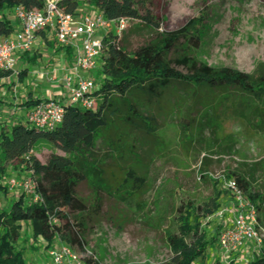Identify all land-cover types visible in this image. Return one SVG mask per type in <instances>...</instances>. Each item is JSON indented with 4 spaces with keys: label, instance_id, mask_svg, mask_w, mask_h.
<instances>
[{
    "label": "trees",
    "instance_id": "trees-1",
    "mask_svg": "<svg viewBox=\"0 0 264 264\" xmlns=\"http://www.w3.org/2000/svg\"><path fill=\"white\" fill-rule=\"evenodd\" d=\"M145 3L146 0H60L68 14H77L83 6L94 8L109 21L119 18L138 21L153 36L128 52L122 36L108 34L103 39L100 67L93 78L95 89L91 96L95 107L86 109L69 101L62 103L63 119L54 130L37 129L17 113L44 100L33 97L32 92L21 100L18 109L10 110L11 114L17 111V116L13 118L9 114L11 122H5L0 128V198L9 195L4 179L10 176L11 168L23 176L16 178L34 181L38 200L33 201L21 192L8 202L7 209L0 207V264H28L25 250L18 247L26 222L32 239L43 240L46 248L60 240L73 250L78 246L84 254L86 248L75 225L84 226L101 216L102 195L116 197L130 205V199L146 189V178L138 173L137 165L147 168L153 161L149 163L148 156H165L161 150H155V146L162 140L158 133L167 116L180 125L181 133L189 139L195 162L200 161L203 135L207 131L211 135L208 146L214 148L212 155H236L235 134L216 136L229 116L239 119L254 132L264 133V64L257 65L248 74L198 61L194 52L201 45L204 16L192 17L174 31H162L154 18L140 11ZM43 4L44 0H0V39L14 31L5 12L17 7L41 9ZM37 36L44 43L51 38L48 30L38 32ZM55 51L71 55V49L59 45ZM22 58L30 65H38L40 54L32 57L23 54ZM173 64L186 72L177 70ZM26 73L27 69L19 71L17 83L23 82ZM12 75L13 71H0V80ZM4 85L10 88V84ZM1 102L2 99L0 107L5 106ZM193 132L196 133L194 138ZM41 141L51 142L63 154L51 153L41 162L34 154L35 145ZM211 162L202 157V173ZM261 171L264 172L263 160L252 164L243 162L228 169L226 174L237 182L257 211L263 198L252 192V183ZM200 179L209 180L203 174ZM81 183H87L91 189L90 203L77 194ZM219 198L217 192L198 206L187 201L176 208V221L165 236L172 252L165 264H197L204 257L217 235L208 238L206 229L199 224L193 228L189 212L195 209L202 218L210 217L220 208ZM137 205L139 209L142 207ZM160 219L167 223L165 216ZM84 260L87 264H98L92 254L85 255ZM213 264L237 263L217 259ZM243 264H264V247L260 255L252 256Z\"/></svg>",
    "mask_w": 264,
    "mask_h": 264
},
{
    "label": "rangeland",
    "instance_id": "rangeland-1",
    "mask_svg": "<svg viewBox=\"0 0 264 264\" xmlns=\"http://www.w3.org/2000/svg\"><path fill=\"white\" fill-rule=\"evenodd\" d=\"M86 9L87 12L88 8ZM140 11L154 18L162 31L169 32L178 29L192 17L204 16L201 45L194 52V56L198 61L211 67H229L250 74L257 65L264 64V0H146V3L140 6ZM152 36L150 30L143 27L140 22L131 21L122 34V43L128 52H132L148 42ZM47 41L54 43L51 38L46 39V43ZM39 50L47 53L45 46L40 47L35 53ZM42 53L40 54L42 59L37 63L41 69L36 67L29 69L34 73L29 77L25 75V86L17 85L19 83L16 79L10 83V88L6 92L11 91L17 96L8 95L5 98L2 94L0 97L3 101L1 104L6 108L12 106L18 109L21 100L31 89L37 98L44 99L50 96L46 93L50 88L51 74L45 73L47 66ZM173 66L179 71L186 72L175 64ZM71 67L70 59L65 68L66 72ZM16 69L19 70L20 66L17 65ZM98 70L99 66L87 75L94 78ZM56 75L58 77V74ZM55 85L62 87L60 82H55ZM16 112L10 113V116L16 117ZM158 134L162 140L155 146V150H161L165 156L159 154L148 156L146 160L149 163L153 161L147 168L137 165L138 173L146 178V189L134 195L130 199V205L116 197L102 195L101 216L89 220L84 226L75 225L87 252L94 256L98 264H165L172 256L165 236L172 222L176 221L174 215L176 208L187 201L198 206L219 192L220 208L212 216L202 218L195 209L189 212V223L193 228L199 224L206 229L208 238L215 237L224 224L229 225L231 221L229 215L219 214L228 208L232 201L231 192L226 186L229 179L226 176L228 169H234L243 162L252 164L264 161V133L246 128L239 119L232 116L225 119L216 136L221 138L226 134H235L238 142L236 155H212L214 148L208 146L211 135L207 131L203 135L200 161L204 157L212 162L204 173L200 170V161L193 160L188 138L181 133L177 122L170 121L167 116ZM195 134L193 132V138ZM51 153L63 154L48 141H41L34 147V154L41 162H45ZM217 160H222V163L218 164ZM9 173L10 176L4 179L5 185L11 178L23 177L11 168ZM202 174L209 180H201ZM252 185V192L259 193L263 198L258 216L259 224L264 230V172L257 174L256 182ZM20 194V190L9 191L6 198H0V207L7 209L8 202ZM77 194L87 203L92 201L93 194L87 183L79 185ZM137 204L142 207L137 208ZM70 215L73 217V213ZM162 216L166 217L167 223L160 219ZM261 246L262 248L258 249L255 243H246L238 252L229 255L226 263L232 261L243 264L245 260L252 259V256L260 255L264 243ZM18 247L25 250L28 264H50L46 243L40 239H32L27 222L24 223V232ZM74 250L82 253L78 246H75ZM217 259L221 260V251L215 241L197 264H213Z\"/></svg>",
    "mask_w": 264,
    "mask_h": 264
},
{
    "label": "built area",
    "instance_id": "built-area-1",
    "mask_svg": "<svg viewBox=\"0 0 264 264\" xmlns=\"http://www.w3.org/2000/svg\"><path fill=\"white\" fill-rule=\"evenodd\" d=\"M13 11L17 30L0 39V71H14L18 58L33 51L37 33L48 30L57 45L72 52V67L62 78L69 103L93 109L96 102L91 93L95 84L87 73L98 66L103 39L108 34L121 37L130 21L127 18L109 21L97 9L68 14L60 0H44L41 9L17 7ZM63 114L64 105L60 101L45 99L27 111L26 121L37 129L51 131L62 122ZM7 186L9 191L20 190L33 201L38 200L31 178H11ZM226 186L233 200L219 214L229 215L231 223L224 224L216 239L221 261L225 263L229 255L238 252L246 243L253 242L259 249L264 241V230L259 224L255 205L244 197L234 179H227ZM87 254L90 253L86 249L84 254H79L60 240L47 249L50 264H87L84 260Z\"/></svg>",
    "mask_w": 264,
    "mask_h": 264
},
{
    "label": "crops",
    "instance_id": "crops-1",
    "mask_svg": "<svg viewBox=\"0 0 264 264\" xmlns=\"http://www.w3.org/2000/svg\"><path fill=\"white\" fill-rule=\"evenodd\" d=\"M88 8V7H85V9ZM85 9L81 8L79 12H85ZM87 10V9H86ZM94 10V8H88V11H92ZM2 12V11H0ZM7 13V14H6ZM5 14L7 15V17L11 20L12 24L14 25V31L13 33L17 30V25H16V22L14 20V11H8V12H5ZM52 39V38H51ZM54 41V40H53ZM55 42V41H54ZM47 47V53H42L40 50L35 53L40 47ZM57 45L55 43H44L43 40H41V37L40 36H37V41H36V44H35V47L33 49L32 52H30L28 55L30 57H32L33 55L37 56L39 54H43L44 56V62H45V65L47 66L46 69L47 71L45 73H50L51 74V84H50V88L49 90H47V93L48 96L47 98H44L45 99H54V100H57V101H60L61 103H66L68 102V97H67V93H66V90L64 89L63 87V84H62V78L63 76L66 74V66L67 64L70 62V59H71V64H72V52H71V55L70 57L64 52V51H55V47ZM42 59V57L39 58V60ZM20 66V69L17 70L16 67ZM98 66L100 67V62L98 63ZM36 69H41L40 67V64L38 65H30V63H26L25 62V59H21V56L18 58V61L16 63V66L14 68V71H13V75L7 79H1L0 80V97L3 96L6 98V96L8 95H13V96H17L15 93H12L11 91L6 92V90H8L7 86H2L3 84H10V82L12 83L13 79H17V76L19 75V71H24V69H27V73H26V76H30L32 75V73H34V71H30L29 69L31 68H35ZM45 68V67H43ZM65 71V72H64ZM58 74V77L57 75ZM55 81H52L54 80ZM26 79L24 77V80L22 83H19L17 85H23L25 86L26 85ZM55 82H60L62 84V87L59 88L58 86L55 85ZM33 90H29V92H32ZM7 93V94H6ZM33 94V92H32ZM13 96H10L11 98ZM33 97H36L34 94H33ZM12 101V100H11ZM9 110H13V107H8L6 108L5 106L3 107H0V128L2 126L5 125V122H7V124H9L11 121H9ZM27 110H20L19 112H17L21 117L22 119L26 120V114H27ZM231 223V221H230ZM229 223V224H230Z\"/></svg>",
    "mask_w": 264,
    "mask_h": 264
}]
</instances>
